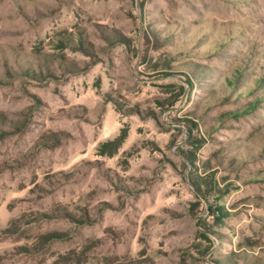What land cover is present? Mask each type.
Wrapping results in <instances>:
<instances>
[{
  "label": "rangeland",
  "instance_id": "obj_1",
  "mask_svg": "<svg viewBox=\"0 0 264 264\" xmlns=\"http://www.w3.org/2000/svg\"><path fill=\"white\" fill-rule=\"evenodd\" d=\"M0 264H264V0H0Z\"/></svg>",
  "mask_w": 264,
  "mask_h": 264
}]
</instances>
